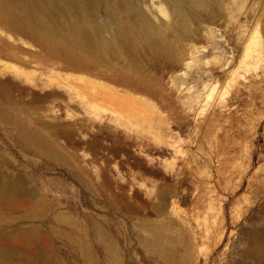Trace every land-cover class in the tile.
Masks as SVG:
<instances>
[{"label": "rangeland", "instance_id": "rangeland-1", "mask_svg": "<svg viewBox=\"0 0 264 264\" xmlns=\"http://www.w3.org/2000/svg\"><path fill=\"white\" fill-rule=\"evenodd\" d=\"M159 1L146 0L145 7L157 23L170 22V17L160 11ZM163 1L168 7L169 3ZM220 1L213 8L195 11L192 31L189 38L181 41L177 59L170 63L145 62L146 70L154 75L148 74L144 82L152 91H143L142 95L156 106L153 130L160 128L164 142H157L155 132L145 130L147 151L151 153L141 158L139 167H134L135 172L138 170L145 176L144 184L139 179L136 184L123 183L124 176L116 167L107 170L114 183H123H119L120 187L129 195L135 193V197H123L119 194L120 187L108 185L104 169L98 176L93 169L72 159L71 167L63 164L53 167L42 155L6 145L0 133V147L5 146L17 163L26 166L24 169L63 180L64 193L57 191L51 196L57 202L63 201L61 210L71 223H63L61 232L49 233L61 264H175L164 260L151 244L152 225L166 220L165 213L159 211L156 191V180L160 183L165 176L172 182L181 176L189 192L179 197L181 215L174 214L171 223L165 221L169 223V235L174 234L173 248L179 264L251 262L246 252L252 240L255 236L264 238V0ZM97 14L101 20L108 18L104 6L97 8ZM3 18L0 14L2 62L35 77L50 76L53 84L59 80L79 82L77 76L82 71L73 66L74 62L51 50L32 31L13 27ZM0 75L15 74L8 69ZM89 76L101 84L109 82ZM21 78L22 84L28 76L22 74ZM61 86L64 94L66 87ZM70 106L81 117L78 102ZM151 124L146 122L144 128L150 129ZM167 136L180 139L177 154L180 162L172 163L173 157L167 153L171 151ZM182 163L187 165L185 171L179 169ZM62 183L57 181L58 186ZM36 185L48 195L44 185ZM154 188L156 196L151 193ZM52 215L48 210L44 226L52 223ZM4 216L11 217L13 213ZM17 219L16 222L24 224L32 222L25 216ZM96 227L103 229L110 246L103 245Z\"/></svg>", "mask_w": 264, "mask_h": 264}, {"label": "bare ground", "instance_id": "bare-ground-1", "mask_svg": "<svg viewBox=\"0 0 264 264\" xmlns=\"http://www.w3.org/2000/svg\"><path fill=\"white\" fill-rule=\"evenodd\" d=\"M145 1L0 0V14L11 26L32 31L51 50L74 62L73 66L82 71L77 76L79 82L59 80L53 84L50 76L47 79L35 77L14 65L12 68L0 59V72L13 69L15 74L10 77L0 75V133L6 145L42 155L52 162L53 167L57 164L71 167L72 159L85 168L93 169L98 176L104 169V181L111 186L136 184V179L141 184L145 183V176L134 170L142 162L141 158L151 153L147 151L149 142L145 130L155 132L153 135L157 142H164L160 128L153 130L156 106L142 95L143 91H152L150 85H144L150 76L148 74H152L146 70L145 62L157 64L165 60L170 63L177 59L181 41L189 38L192 31L195 11L221 3L220 0H166L171 7L169 11L165 1L160 0V11L171 20H161L159 24L145 7ZM99 6L106 8L107 19L98 17ZM22 74H26L28 79L21 84ZM88 74L109 82L101 84ZM62 84L66 87L64 94L60 90ZM73 102H78L81 107V117L76 116L70 106ZM146 122L152 123L150 129L144 128ZM168 136L171 151L167 153L172 155V163H176L180 158L181 141L177 137L168 139ZM115 167L123 174L124 179L119 176L123 183H114L109 176L107 170ZM186 167L182 163L179 169ZM24 168L26 166L17 163L5 146L0 147V264H61L54 253L49 233L61 232L63 223H71L65 219L66 212L61 210L63 201L57 202L51 196L57 191L64 193L63 180L59 176H39L40 173ZM43 178L45 180L41 181ZM170 179L165 176L160 183L156 180L159 211L165 213V221L169 223L175 215H181L179 197L189 193L181 176L174 182ZM57 181L62 184L58 186ZM38 183L46 187L48 195L37 188ZM118 189L122 190L119 194L123 197L135 194L129 195L123 187ZM151 193L156 196L155 188ZM48 210L53 213V219L52 223L50 221L44 226ZM7 212L13 216H4ZM22 216L32 222H16ZM165 221L152 225L154 238L151 244L164 260L179 264L173 248L174 234L169 235V223ZM96 234L108 247L109 238L101 227H96ZM252 241L246 252V257L251 260L248 264H264V238L255 236ZM184 258L186 260V256L183 261Z\"/></svg>", "mask_w": 264, "mask_h": 264}]
</instances>
